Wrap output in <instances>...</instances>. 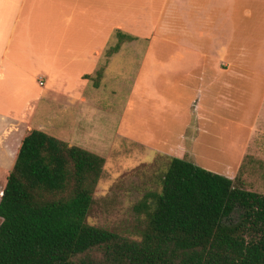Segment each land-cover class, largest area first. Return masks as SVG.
Listing matches in <instances>:
<instances>
[{"label":"crops","instance_id":"1","mask_svg":"<svg viewBox=\"0 0 264 264\" xmlns=\"http://www.w3.org/2000/svg\"><path fill=\"white\" fill-rule=\"evenodd\" d=\"M255 1L0 0V162H15L23 138L34 130V116L47 111L79 113L72 121L83 117L93 101L86 97L87 84L102 66L109 45L118 44L117 33L126 37L115 53L105 57V67L128 48L134 58L128 56L127 61L140 60L135 85L141 81L153 89L180 84L178 79L181 84L192 83L199 88L193 98L178 100L194 104L197 118L212 115L204 103L231 98L209 95V88L215 82L222 89L232 85L230 73L215 64L216 51L224 53L232 22L247 21L246 17L264 21L257 7L247 5ZM250 69L259 72L255 77L261 79L262 94L244 99L247 103L259 99L261 112L264 66ZM238 91L249 93L247 88ZM51 124L47 121L46 128L52 129ZM42 128L46 129L40 125L37 130ZM259 134L257 139H264V129ZM254 140V136L245 139L237 150L235 172L247 149H258Z\"/></svg>","mask_w":264,"mask_h":264},{"label":"trees","instance_id":"2","mask_svg":"<svg viewBox=\"0 0 264 264\" xmlns=\"http://www.w3.org/2000/svg\"><path fill=\"white\" fill-rule=\"evenodd\" d=\"M117 37L106 57L126 36ZM103 166L31 130L0 197V264H264V194L172 157L141 238L131 240L86 222Z\"/></svg>","mask_w":264,"mask_h":264},{"label":"rangeland","instance_id":"3","mask_svg":"<svg viewBox=\"0 0 264 264\" xmlns=\"http://www.w3.org/2000/svg\"><path fill=\"white\" fill-rule=\"evenodd\" d=\"M247 5L257 7L258 13L262 12L259 16L264 17L263 0ZM246 18L231 23L232 36L223 44L224 53L216 51L215 64L230 73L232 85L222 89L215 82L209 88V95L229 94L231 98L204 103L212 109V115L197 118L194 104L178 100L193 98V91L199 88L192 83L181 84L178 79L180 84L150 86L153 89L141 81L135 85L140 60L127 61L128 56H134L123 48L106 67L104 53L98 68L101 76H97L98 70L94 72L85 90L86 97L93 101L83 117L72 121L79 113L47 111L34 116L32 128H46V122H52V129L41 131L104 158L87 224L139 241L155 206L154 195L161 189L162 175L176 156L230 179L237 178L242 188L264 194V139H257L264 129V105L260 112L259 99L249 103L244 99L262 94L261 79L255 77L259 72L250 68L264 66V21ZM102 77L103 85L95 86L96 82L100 85ZM239 87L249 93L239 92ZM252 136L258 149H247L236 173L237 150ZM13 164L0 162V197ZM237 219L238 213H234L229 222Z\"/></svg>","mask_w":264,"mask_h":264}]
</instances>
